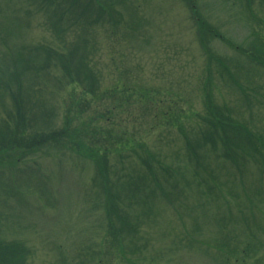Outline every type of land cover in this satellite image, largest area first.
Masks as SVG:
<instances>
[{
	"label": "rangeland",
	"instance_id": "rangeland-1",
	"mask_svg": "<svg viewBox=\"0 0 264 264\" xmlns=\"http://www.w3.org/2000/svg\"><path fill=\"white\" fill-rule=\"evenodd\" d=\"M252 52L264 0H0V264H264V157L228 128L236 159L219 142L196 168L168 115L184 96L208 114L211 70L215 108L264 148Z\"/></svg>",
	"mask_w": 264,
	"mask_h": 264
},
{
	"label": "trees",
	"instance_id": "trees-1",
	"mask_svg": "<svg viewBox=\"0 0 264 264\" xmlns=\"http://www.w3.org/2000/svg\"><path fill=\"white\" fill-rule=\"evenodd\" d=\"M196 18H197V23L201 28L203 25V21H205V20H202L201 17H196ZM200 28H199V30H200ZM205 37H207V35ZM206 43H207V41H206ZM248 59L250 62H252L255 65L258 64V65L264 66V56H262V55H257V54L254 55L252 52L248 55ZM221 64H225V63L221 62ZM225 66H227V65L225 64ZM210 71L211 70L206 71L208 74V77L206 79L205 84L203 85V87L201 89L202 90V96L204 98L205 109L207 111H209L208 114H204V116H202L197 109H193V107H191V104L188 103V101H189L188 98L185 96H184V98H182V101H183V107L181 108L182 115L177 114L179 103H177L176 100H170V104H169V111L170 112L168 113V115L171 118L176 117L178 123L184 122V130L182 127H179V131L185 139V147H186L185 152L187 154L188 160L195 165L194 167L198 168L199 166L205 167L202 160H204L203 158H205V156H206V153H205L206 150H209V152H211V153H215L216 157H220V158L228 157L226 151L224 152L223 156H219V154L217 153V148L215 147V144L217 145L219 142L221 144L225 145L227 152L230 153V157H234L236 159L237 154L234 152V154H235V156H234L230 151L229 145H226L230 142V139H231V135L229 134V132H227L228 128H230L229 130H231V129L237 130V133L235 135L236 137L238 135H241L242 137L245 136V138H243V139L247 140V141H249V143H251V148L254 151V154H259L262 157H264V153H263L264 148L261 145H260V147L256 146L255 139H254L255 137L253 136L254 134L250 130L245 129V126L239 124L237 121H233V119L230 118L228 115L225 114V116H224V113L222 111L224 109L222 107L221 108H217V107L215 108V106L212 102L213 100H211L209 98V96H210L209 90H210V88L213 87V85H211L212 81H211ZM90 73H91L90 71L86 72V74H90ZM72 81H73V84L75 86L80 87V89L82 90V92L84 94L85 93L87 94L89 92L91 94L90 97L94 95V99H97V98L99 99V96H96V94H93L90 90L87 92L86 87L83 86V81H85L83 78L72 79ZM137 91L140 92L139 90H137ZM137 95H140V99L146 98L145 95H143L141 92ZM81 98H85V96H81ZM179 99L181 100V98H179ZM113 108H115V107H113ZM98 119H99V116H95V118L93 120H91V123H95V121H97ZM166 120H167V118H166ZM189 122L191 123V125L189 124ZM196 122H197V126H194V124ZM185 123H186V125H185ZM80 127L87 128L88 126H85L83 124ZM84 133H86V136H88L87 130L84 131ZM77 135H78V138L82 139V137H80L83 135L82 132L81 133L78 132L76 134V136ZM96 135H97V132H94V136L91 135V137L93 138ZM201 135L204 139H203V141L198 140L199 141L198 143H200V144L196 145L197 137L201 138ZM214 135H216L217 138ZM44 137L45 136H40L39 139H42ZM128 140H129V142H131V139L128 138ZM92 141L93 140L90 139V142H92ZM39 142H40V140H39ZM99 142H100V140L97 138V140L94 143L98 144ZM208 144H209V148H206L208 146ZM203 147H205L204 150H202ZM120 150H121V148H120ZM130 150L131 149H126L123 151H130ZM123 151L122 150H121V152L115 151V154L117 153L118 156H121ZM88 153H90L92 157L97 156L99 158V157H102L104 155L107 157V155L110 152L108 153L107 151H104V153H102V152H100L99 149H98V151H96L95 148L93 147L91 150H89ZM147 158L149 160V162H147V165L149 166V167H147L148 173L146 174L143 172L141 174L140 181L148 178L150 175H152V177L154 178V181H156L158 179V173L156 171V168L151 167V164H152L151 159L149 157H147ZM142 161L144 164H146L145 159L142 158ZM263 162H264V160H263ZM109 168H110V166L108 165V167L106 169L104 167V170H108L107 172L109 173V171H110ZM104 170H103V172H104ZM170 171H172V169ZM106 175H108V174L104 173L103 176L106 177ZM136 177L139 178V173L136 175ZM101 178H102V176H101ZM157 186H158V188H160V186L158 184H157Z\"/></svg>",
	"mask_w": 264,
	"mask_h": 264
}]
</instances>
